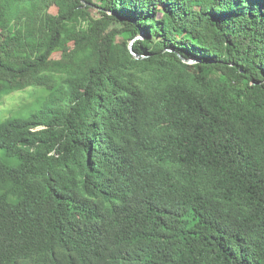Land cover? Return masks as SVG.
<instances>
[{
  "label": "trees",
  "instance_id": "trees-1",
  "mask_svg": "<svg viewBox=\"0 0 264 264\" xmlns=\"http://www.w3.org/2000/svg\"><path fill=\"white\" fill-rule=\"evenodd\" d=\"M33 86L0 264H264V0H1L0 103Z\"/></svg>",
  "mask_w": 264,
  "mask_h": 264
},
{
  "label": "rangeland",
  "instance_id": "rangeland-1",
  "mask_svg": "<svg viewBox=\"0 0 264 264\" xmlns=\"http://www.w3.org/2000/svg\"><path fill=\"white\" fill-rule=\"evenodd\" d=\"M0 3H1V0H0ZM48 10L50 12H56L57 11V7L55 6L54 3H50L48 5ZM107 23V20L104 19V18H101L100 17V14L97 13V20L94 21L93 23V28L97 31H100L104 28L105 24ZM76 30H77V26L76 25H73L70 30H69V33H68V42L70 43V41H72L75 33H76ZM18 32H21V29L18 28L17 29ZM141 35L137 36L136 38L134 39H130V44L132 45L133 42L135 41V39H139V38H144V36L140 37ZM68 46H64L62 49H66L68 48ZM60 52H56L53 56V61H52V65H58V61H59V58H60ZM35 88V86H33L32 88L31 87H28L24 90H18V91H15L13 93H10L8 95H5L2 100H1V103H0V117H7V116H11L13 115L17 110L18 108L20 107L21 104H23L25 101H27L29 98V93L31 91V89Z\"/></svg>",
  "mask_w": 264,
  "mask_h": 264
},
{
  "label": "water",
  "instance_id": "water-1",
  "mask_svg": "<svg viewBox=\"0 0 264 264\" xmlns=\"http://www.w3.org/2000/svg\"><path fill=\"white\" fill-rule=\"evenodd\" d=\"M142 36H144V31H142V33H141V36L140 37H142ZM130 48H131V51L135 54V56H138V54H136L135 52H134V50H133V48H132V46H130ZM185 61H194L193 59H184Z\"/></svg>",
  "mask_w": 264,
  "mask_h": 264
}]
</instances>
